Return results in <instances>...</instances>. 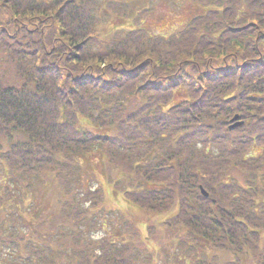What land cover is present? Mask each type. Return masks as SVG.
<instances>
[{"label": "trees", "instance_id": "16d2710c", "mask_svg": "<svg viewBox=\"0 0 264 264\" xmlns=\"http://www.w3.org/2000/svg\"><path fill=\"white\" fill-rule=\"evenodd\" d=\"M191 1L200 11L166 36L103 32L114 1L0 0V211L25 219L34 177L64 207L59 236L76 239L56 250L14 229L0 235L13 264H141L125 215L122 237L91 236L107 223L104 188L84 180L95 149L127 200L171 214L161 233L183 264H264V0Z\"/></svg>", "mask_w": 264, "mask_h": 264}, {"label": "rangeland", "instance_id": "374dc122", "mask_svg": "<svg viewBox=\"0 0 264 264\" xmlns=\"http://www.w3.org/2000/svg\"><path fill=\"white\" fill-rule=\"evenodd\" d=\"M109 1H114V3L106 6L103 14H100L104 19L103 32L110 31L113 27L128 28L141 26L147 29L149 33L157 32L170 36L177 33L188 22L187 20L199 10L198 6L191 0ZM136 15L139 19L134 20ZM182 93L181 91L176 93L174 103H180L185 98ZM82 161L84 166L87 167L84 180L88 181V175H95L98 180L93 181L92 185L96 187L101 184L104 188L105 197L103 205L105 210L107 209L103 215L104 221L107 220L106 226H104L103 231L98 234L92 233L91 236L95 235V238H98L102 234L108 233V235L114 238L118 237L117 233H121L122 237V235H125V232L122 230L120 217L125 215L138 227V231L141 232L143 237L141 244L137 248L138 252H140L139 262L141 264H183L178 259H182L183 256L180 248L175 243V236L168 232L161 233L163 230L161 223L166 218L171 217V214L149 211L127 200L123 193L120 190H116L112 182L109 181L112 177L122 178V174L107 164L103 154L98 149H95L94 153L88 156V159H83ZM35 181L36 179L33 177L28 179L26 184L24 183L20 186L22 195L26 196L28 213L26 212L25 219H19L10 224V218H8L7 213L10 212L11 206H8L7 210L0 211V235L11 237L12 230L17 229L20 230L17 232L20 233L18 235L31 233L33 237L36 236L35 241L38 244L46 245L56 250H59V247L72 246V244L76 243V239L70 238V235L66 236L68 238H61L59 232H57V230L62 231V229H65L67 232L71 230L69 222L62 214L64 207L60 206L59 199L53 193H47L43 186L41 191L38 192L36 185L41 182L36 183ZM3 186L4 183L0 182V195ZM11 189L15 190L14 188ZM30 204L33 205L31 209L29 208ZM36 231L38 232L37 235ZM14 236L17 235H13L12 237ZM200 243L202 246L205 244L202 241ZM11 249L13 247H10V251L2 250L0 252V264H13V261L14 263L19 261V254ZM218 256L230 260L235 259L234 255L228 256L218 253ZM147 257L150 259L146 260ZM62 259L64 257L59 259V264L63 263ZM66 260L69 261V258H66ZM243 264L253 263L245 262Z\"/></svg>", "mask_w": 264, "mask_h": 264}, {"label": "water", "instance_id": "95a60500", "mask_svg": "<svg viewBox=\"0 0 264 264\" xmlns=\"http://www.w3.org/2000/svg\"><path fill=\"white\" fill-rule=\"evenodd\" d=\"M239 118V115L237 114L232 120L235 121ZM243 122L242 121H238V122H235L234 124H232L231 127H236V126H239L241 125ZM201 192L202 194H204V196H207L209 195V193L204 189V187L201 186Z\"/></svg>", "mask_w": 264, "mask_h": 264}]
</instances>
